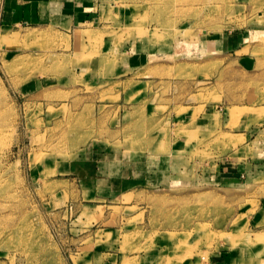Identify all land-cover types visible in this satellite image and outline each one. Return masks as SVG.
<instances>
[{
    "label": "rangeland",
    "instance_id": "1",
    "mask_svg": "<svg viewBox=\"0 0 264 264\" xmlns=\"http://www.w3.org/2000/svg\"><path fill=\"white\" fill-rule=\"evenodd\" d=\"M109 1L123 7V18L104 14L85 24L74 44L62 31L0 28V264H104L109 245L155 249L166 264H208L222 251L231 264H264V0ZM235 33L242 43L236 55L248 57L249 73L216 49L221 36ZM132 41L159 54L115 75L116 50ZM103 47L109 61L99 67ZM194 88L208 89L200 99L215 102L224 96L217 89H234L228 95L249 104L217 113L218 128L200 132V149L175 162L171 184L88 190L81 174L63 171L94 146L113 153L126 144L137 153L163 127L165 135L181 133L150 109L117 107L121 89H133L128 104L142 89ZM166 92L156 95L160 101ZM241 120L248 143L232 133ZM217 161L244 166L247 174L220 176Z\"/></svg>",
    "mask_w": 264,
    "mask_h": 264
},
{
    "label": "crops",
    "instance_id": "2",
    "mask_svg": "<svg viewBox=\"0 0 264 264\" xmlns=\"http://www.w3.org/2000/svg\"><path fill=\"white\" fill-rule=\"evenodd\" d=\"M125 13L123 7L110 5L108 0H0V28L27 25L62 31L71 35L72 44H74V32L82 29V27L84 28L85 24L91 22L100 23L104 14H109L110 17L113 14L116 18L117 16L123 18ZM123 23L124 21L122 20L119 24V29L121 30L124 27ZM240 36V33L229 34V36L224 34V36L220 37V43L216 46V49L222 48L224 53L227 52L224 55V59L229 64L235 65L242 73H249L247 70L250 62L248 57L244 54L236 55V50L242 47ZM75 44L82 45L81 43ZM105 45L106 43H104ZM126 45H129L130 51H124L123 47ZM147 45L148 43L144 47ZM124 46L116 50L117 54L120 55L118 57L120 65L116 66L115 75L124 76L127 73H131L138 65L147 62L149 58L150 60L152 57L154 58L158 52L155 48H150V51L142 48L137 49L141 47L140 43L134 41L125 43ZM106 52L107 50L104 47L100 51L99 67L107 65L109 61L107 57H103V55L108 54ZM154 70L156 69L154 68ZM153 76L154 81H156L158 77L156 75ZM232 82L234 83V81ZM167 90L170 95L162 97L163 100L160 101V97L156 95L162 92V94H167ZM207 90L195 88L142 89L138 100H135V97L134 100L127 104L124 103V100H128L127 95L132 93L133 89H121V103H116L117 107L129 109L132 105H138L143 107L146 112L150 109V116L152 114L153 117L162 118L164 123L166 122L170 128L171 125L174 127L178 126L181 133L177 137L165 135V127H163L158 137L153 136L147 139L150 142V148L146 151L138 150L137 153L136 149H127L126 144L121 145V147L115 145L116 147L111 150L113 153H108L107 151L103 153L101 151L104 150L99 147L101 145L98 146L99 148L94 146V149H90V153L85 150L75 159L73 158L74 161H69L68 166L66 163L63 171L67 170V173H69L72 170L73 174H81L78 180H81L88 190L96 188L102 191L113 190L138 184L139 182L145 183L146 186L162 185L164 187L171 184L173 181L172 167L176 164L175 162L187 157L191 151L200 149L199 140L203 137L200 132L206 134L218 128L217 113H220V116L223 117L226 114V109L243 107L249 104V99L244 96L241 99L229 96L228 94H231L230 91L234 89H217V93L224 94L221 100L217 102L201 100L200 94H205ZM210 90L213 93L215 92V89ZM241 92L244 94L250 93V89H241ZM176 93H178V96H175ZM143 94L146 96H142ZM132 124L136 123L132 121L130 125ZM239 124H242V120ZM239 126L242 128L235 129L232 133L241 134L244 143H248L251 138L250 130L246 125L242 124ZM193 132H195V135L192 134ZM110 157L114 158L111 159ZM140 157H145L146 159L141 160L142 158ZM126 158L130 160L124 161L123 159ZM76 159L78 161L74 163ZM94 161L97 163L96 169L92 167ZM216 164L219 171L218 175L224 174L227 179L237 180L247 174V168L244 166H234L224 161H217ZM85 165H89L92 168L88 169L84 167ZM109 181L115 185L107 184ZM105 183L106 185H103ZM106 247L107 249L102 252L105 255L104 258H106L104 264H166V254L155 249L148 253H136L131 251L121 252L111 245ZM228 254L226 251L210 254L207 259L208 264H231L232 260H230V255ZM180 264H196V260Z\"/></svg>",
    "mask_w": 264,
    "mask_h": 264
},
{
    "label": "bare ground",
    "instance_id": "3",
    "mask_svg": "<svg viewBox=\"0 0 264 264\" xmlns=\"http://www.w3.org/2000/svg\"><path fill=\"white\" fill-rule=\"evenodd\" d=\"M0 40H1V42H5V40H4L3 38H1ZM11 44H12V43H11Z\"/></svg>",
    "mask_w": 264,
    "mask_h": 264
}]
</instances>
